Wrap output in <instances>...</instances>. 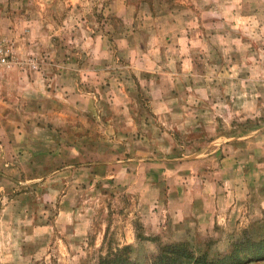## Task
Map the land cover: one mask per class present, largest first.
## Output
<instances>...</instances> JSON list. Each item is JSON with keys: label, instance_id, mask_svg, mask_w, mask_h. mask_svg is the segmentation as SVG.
I'll return each instance as SVG.
<instances>
[{"label": "crops", "instance_id": "0c3cea01", "mask_svg": "<svg viewBox=\"0 0 264 264\" xmlns=\"http://www.w3.org/2000/svg\"><path fill=\"white\" fill-rule=\"evenodd\" d=\"M113 2L114 50L96 35L85 66L0 70V191L13 186L20 198L49 187L64 202L70 189L58 182L133 178L127 184L148 204L147 232L202 234L239 212L241 191L264 194V126L209 165L175 156L169 131L264 119V0ZM154 133L170 140L156 144Z\"/></svg>", "mask_w": 264, "mask_h": 264}, {"label": "rangeland", "instance_id": "374dc122", "mask_svg": "<svg viewBox=\"0 0 264 264\" xmlns=\"http://www.w3.org/2000/svg\"><path fill=\"white\" fill-rule=\"evenodd\" d=\"M113 1L0 0V36L11 43L14 54L23 63L17 67L30 69V62L36 64L38 71L65 67L67 63L77 68L85 66L91 50L90 38L103 35L105 47L115 49L113 36L120 23L111 12ZM21 55H26L25 60ZM118 65L125 62L120 59ZM135 98L145 106L144 93H135ZM201 126L192 128L193 132L181 133L174 129L180 127L179 123H173L174 131H169L173 134L171 140L169 133L165 136L154 133L158 135L154 141L163 144L170 140L175 146V156L199 158L209 165L224 157L222 147L257 134L264 119L238 118L228 122L220 119ZM212 146L221 148L209 154ZM206 171L208 167L198 173ZM132 180L124 178L123 185L117 179L98 182L95 178L83 187L58 182V191L70 189L69 200L64 202L58 196L52 198L53 193L46 195L49 187L31 189L20 198V191L13 186L0 191V264H97L109 248L124 246H130L133 261L149 263L159 247L174 243H184L197 256L207 253L211 259L228 252L244 232L253 238L264 233V194L256 191H241L239 212H226L223 221L202 234L190 228L191 233L185 234L187 238L177 240L168 228L149 233L145 226L148 204L139 201L140 187L127 184ZM164 204L167 207L166 201Z\"/></svg>", "mask_w": 264, "mask_h": 264}, {"label": "trees", "instance_id": "16d2710c", "mask_svg": "<svg viewBox=\"0 0 264 264\" xmlns=\"http://www.w3.org/2000/svg\"><path fill=\"white\" fill-rule=\"evenodd\" d=\"M130 246L108 249L98 258L97 264H249L264 262V233L257 238L244 232L240 240L232 243L230 250L209 259L207 253L197 256L184 243L161 246L149 263H138L131 259Z\"/></svg>", "mask_w": 264, "mask_h": 264}, {"label": "built area", "instance_id": "2783aa9c", "mask_svg": "<svg viewBox=\"0 0 264 264\" xmlns=\"http://www.w3.org/2000/svg\"><path fill=\"white\" fill-rule=\"evenodd\" d=\"M13 66H23L12 50L11 43L4 37L0 36V70L9 69ZM30 69L38 71L34 62L29 63Z\"/></svg>", "mask_w": 264, "mask_h": 264}]
</instances>
